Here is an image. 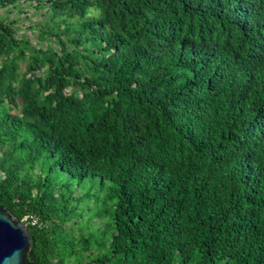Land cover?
Returning <instances> with one entry per match:
<instances>
[{
    "label": "trees",
    "instance_id": "16d2710c",
    "mask_svg": "<svg viewBox=\"0 0 264 264\" xmlns=\"http://www.w3.org/2000/svg\"><path fill=\"white\" fill-rule=\"evenodd\" d=\"M36 1L48 46L0 16L27 264H264V0Z\"/></svg>",
    "mask_w": 264,
    "mask_h": 264
},
{
    "label": "water",
    "instance_id": "95a60500",
    "mask_svg": "<svg viewBox=\"0 0 264 264\" xmlns=\"http://www.w3.org/2000/svg\"><path fill=\"white\" fill-rule=\"evenodd\" d=\"M32 241L27 223L0 203V264H27Z\"/></svg>",
    "mask_w": 264,
    "mask_h": 264
},
{
    "label": "rangeland",
    "instance_id": "374dc122",
    "mask_svg": "<svg viewBox=\"0 0 264 264\" xmlns=\"http://www.w3.org/2000/svg\"><path fill=\"white\" fill-rule=\"evenodd\" d=\"M34 5H37L36 0L21 2L17 6L10 5L8 8L0 9V16H9L11 20H19L17 23V31L20 37L27 36L32 40L33 44L37 46H48V40L42 38L39 30L41 28L40 24H44L45 22H53L51 20V14H48L47 7L45 8L44 6L43 8H36ZM51 45L55 48H58V45L54 40L52 41ZM22 67L24 68V66Z\"/></svg>",
    "mask_w": 264,
    "mask_h": 264
},
{
    "label": "clouds",
    "instance_id": "9594fccd",
    "mask_svg": "<svg viewBox=\"0 0 264 264\" xmlns=\"http://www.w3.org/2000/svg\"><path fill=\"white\" fill-rule=\"evenodd\" d=\"M253 78H259L260 80L257 82L259 84H263L264 85V74L260 73L255 67L253 70ZM255 102V99H253L252 103ZM256 106V105H255ZM252 107V104H251ZM262 107L264 108V91L262 94V99L260 102V106L257 109H254V115H257L258 117L255 118V121H257L258 123H262L263 122V116H264V110L262 109ZM250 118V116H249ZM254 121V119H253Z\"/></svg>",
    "mask_w": 264,
    "mask_h": 264
}]
</instances>
